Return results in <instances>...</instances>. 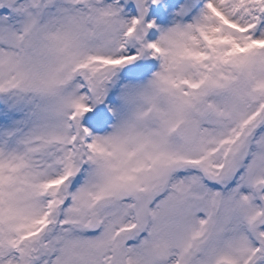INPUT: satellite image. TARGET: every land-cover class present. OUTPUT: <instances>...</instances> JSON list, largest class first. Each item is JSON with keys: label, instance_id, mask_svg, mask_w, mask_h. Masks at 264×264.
<instances>
[{"label": "snow or ice", "instance_id": "snow-or-ice-1", "mask_svg": "<svg viewBox=\"0 0 264 264\" xmlns=\"http://www.w3.org/2000/svg\"><path fill=\"white\" fill-rule=\"evenodd\" d=\"M0 264H264V0H0Z\"/></svg>", "mask_w": 264, "mask_h": 264}]
</instances>
